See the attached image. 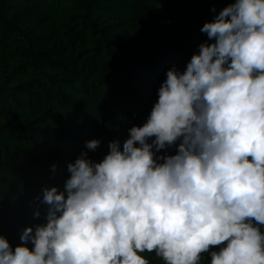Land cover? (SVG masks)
I'll use <instances>...</instances> for the list:
<instances>
[{
  "label": "clouds",
  "instance_id": "obj_1",
  "mask_svg": "<svg viewBox=\"0 0 264 264\" xmlns=\"http://www.w3.org/2000/svg\"><path fill=\"white\" fill-rule=\"evenodd\" d=\"M200 31L214 42L166 72L146 123L102 161L69 163L64 190L37 197L46 223L14 250L0 236V264H264V0H234Z\"/></svg>",
  "mask_w": 264,
  "mask_h": 264
},
{
  "label": "trees",
  "instance_id": "obj_2",
  "mask_svg": "<svg viewBox=\"0 0 264 264\" xmlns=\"http://www.w3.org/2000/svg\"><path fill=\"white\" fill-rule=\"evenodd\" d=\"M233 2L0 0V236L13 250L23 229L46 223L42 190L63 191L82 152L100 162L110 142L122 150L166 72H183L200 44L214 42L200 29ZM94 139L101 145L92 152ZM178 144L157 155H175Z\"/></svg>",
  "mask_w": 264,
  "mask_h": 264
}]
</instances>
